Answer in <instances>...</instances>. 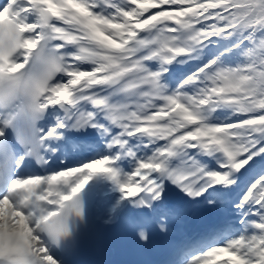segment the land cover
Instances as JSON below:
<instances>
[{
	"label": "snow or ice",
	"instance_id": "1",
	"mask_svg": "<svg viewBox=\"0 0 264 264\" xmlns=\"http://www.w3.org/2000/svg\"><path fill=\"white\" fill-rule=\"evenodd\" d=\"M109 228L264 264V0H0V264Z\"/></svg>",
	"mask_w": 264,
	"mask_h": 264
}]
</instances>
